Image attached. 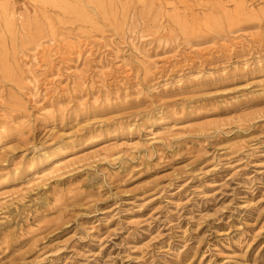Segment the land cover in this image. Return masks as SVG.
I'll list each match as a JSON object with an SVG mask.
<instances>
[{"label": "rangeland", "instance_id": "obj_1", "mask_svg": "<svg viewBox=\"0 0 264 264\" xmlns=\"http://www.w3.org/2000/svg\"><path fill=\"white\" fill-rule=\"evenodd\" d=\"M0 1V264H264V0Z\"/></svg>", "mask_w": 264, "mask_h": 264}, {"label": "bare ground", "instance_id": "obj_2", "mask_svg": "<svg viewBox=\"0 0 264 264\" xmlns=\"http://www.w3.org/2000/svg\"><path fill=\"white\" fill-rule=\"evenodd\" d=\"M55 5H61L69 10V11H73L75 13L78 14L79 17H82L84 19H88L89 17L87 16V13L85 11H82L80 8L78 7H72L69 6L67 3L60 1V0H53V2ZM97 6L100 9L101 12H105L106 11V6L105 4H103L100 0H96ZM4 4L2 1H0V6L4 7ZM5 13V21L6 24L9 27H14V17H15V12L14 10L9 11V9H5L4 11ZM178 18V21H181L180 18L178 16H176ZM56 39L53 38V42ZM57 45L56 46H45L43 45V42H39L36 44L35 49L32 51V55H26L25 58L29 59L32 63V65L35 67L40 68L41 64H40V58L43 55L48 54L50 57H53L54 54H56L55 52H58V50H62L65 48L68 49H73L75 50V52L81 54L82 52H84L83 48L86 45L85 43H83V41H75L72 39V37H68V36H64L62 38H60L57 41ZM58 50H55V49ZM51 63V62H50ZM55 75V74H54ZM53 76V75H52ZM54 77V76H53ZM51 81H49V83H47V87L49 85H51L52 83H54V79L51 78ZM37 85H34V89L36 91H38L39 89H37L36 87ZM174 127L176 125H173ZM172 126V127H173ZM163 127L157 131H154L155 135L160 134V132H162L161 130H164ZM13 141H8L7 143H5V149H9L12 148L13 144L11 143ZM118 141H111L110 143H106L105 145L101 146V147H92V149H87L84 153H75L74 155H69L67 157H62L64 156V153L67 151V149L65 148H60L56 154V156L54 157L55 160L51 163L50 166H47V164H49V162L54 159L51 157L50 154H45L44 157L41 159L42 161L40 162V166L43 168L41 171L36 172L35 173V180H39V181H43L44 179H49L52 178L54 176H60L62 172L66 171L67 169H70L72 167H74L75 165L81 163L84 159L91 157V156H98L99 155V151L100 148H102V150H104L105 152H108V156H114L116 154V150H119L123 147V145H125V143H127V141H122L121 143H118ZM83 152V151H82ZM84 156V159H83ZM58 158V159H56Z\"/></svg>", "mask_w": 264, "mask_h": 264}]
</instances>
